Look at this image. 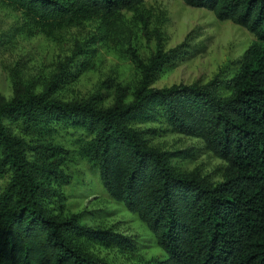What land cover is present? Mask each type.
Instances as JSON below:
<instances>
[{
	"label": "trees",
	"instance_id": "16d2710c",
	"mask_svg": "<svg viewBox=\"0 0 264 264\" xmlns=\"http://www.w3.org/2000/svg\"><path fill=\"white\" fill-rule=\"evenodd\" d=\"M0 1L55 30L145 0ZM182 1L254 35L232 76L155 88L177 52L159 41L148 63L131 52L141 75L131 87L111 84L109 106L101 94L72 102L51 94L88 66L75 58L45 91L28 86L0 99V264H111L95 249L135 251L130 237L66 209L72 151L65 135H76L105 191L148 226L166 255L136 264H264V0ZM162 133L202 141L224 162L222 180L180 167L195 154L159 149L153 141Z\"/></svg>",
	"mask_w": 264,
	"mask_h": 264
},
{
	"label": "rangeland",
	"instance_id": "374dc122",
	"mask_svg": "<svg viewBox=\"0 0 264 264\" xmlns=\"http://www.w3.org/2000/svg\"><path fill=\"white\" fill-rule=\"evenodd\" d=\"M89 17V16H88ZM0 99H11L19 89L46 90L61 64L75 58L88 66L80 76L51 94L63 102L85 101L98 94L105 106L113 102V84L131 87L140 71L131 52L142 62L156 53L159 41L165 52L177 51L173 60L156 76L155 88L173 85L206 84L218 73L232 76L237 62L255 42L246 29L232 22H221L205 9L188 7L182 0H145L134 9L115 16L90 15L80 24L44 30L22 11L0 1ZM161 38V40H159ZM82 50L75 54L76 47ZM74 71V69H73ZM76 135L61 141L72 151L66 188L67 210L83 215V222L94 228L114 229L136 241L134 252L96 248L111 264H136L165 259L148 226L114 201L105 191L98 172L82 159ZM153 144L164 151L188 150L195 156L177 164L188 172L197 171L212 181L222 180L224 162L207 150L200 140L162 133Z\"/></svg>",
	"mask_w": 264,
	"mask_h": 264
}]
</instances>
